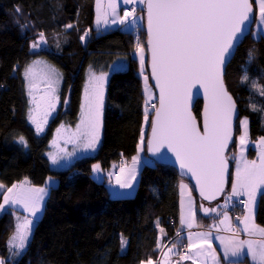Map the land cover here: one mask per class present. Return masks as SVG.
I'll return each instance as SVG.
<instances>
[{
  "label": "trees",
  "instance_id": "trees-1",
  "mask_svg": "<svg viewBox=\"0 0 264 264\" xmlns=\"http://www.w3.org/2000/svg\"><path fill=\"white\" fill-rule=\"evenodd\" d=\"M94 2L0 0V182L10 187L28 177L32 184L40 186L51 175L60 179L50 191L26 251L10 264H141L149 258L157 260L160 228L167 234L163 237L165 244L174 241L180 228L182 181L190 184L197 199L198 224L208 226L218 220L220 209L217 213H203L200 210L203 200L193 184L170 165L153 160V164L144 165L136 193L131 197L111 198L105 182H98L92 176L93 163L99 162L104 170H108L113 163L128 161L137 153L145 115L142 78L134 54L136 30L111 29L98 34L92 28ZM17 6L22 10L20 14L15 11ZM254 7L257 12L255 1ZM142 8H137V13ZM70 23L74 27L66 29L65 25ZM25 24L43 32L51 41L56 35L63 36L59 48L32 52L30 44L35 36L28 27L21 28ZM87 29H91L90 36L83 43L80 36ZM136 29L142 34L140 43L145 46L149 75L145 15L144 25ZM48 45L53 47V44ZM250 50L253 51L251 60ZM37 56L54 64L63 76L59 87L61 104L40 136L35 134L34 126L27 119L29 107L22 75L25 64ZM118 61L123 65L112 69ZM14 66H19L16 71H13ZM91 68L109 72L103 103L102 141L96 153L78 160L71 168L53 169L47 153L55 130L61 124L74 126L77 123L86 75ZM245 74L249 78L246 82L242 80ZM225 82L237 103L239 118H248L250 140H258L264 136V112H254L250 105L264 106V97L254 92L252 86L253 82L264 86V37L256 39L250 34L242 41L227 67ZM202 105L199 100L195 107L199 120ZM149 129L148 124L146 141ZM239 134L237 122L234 140ZM21 135L27 139L28 148L18 143ZM145 151L148 155L147 148ZM255 152L250 148L249 156L254 157ZM233 153L238 154V147L232 144L227 153L232 166L229 185L236 162L231 159ZM116 173H119L118 168ZM236 208L232 211L238 213L240 210ZM255 220L264 226V196L261 193ZM13 230V215L1 214L0 257L9 259L8 238ZM121 234L128 239L123 252L120 249ZM242 264L249 263L243 260Z\"/></svg>",
  "mask_w": 264,
  "mask_h": 264
},
{
  "label": "snow or ice",
  "instance_id": "snow-or-ice-1",
  "mask_svg": "<svg viewBox=\"0 0 264 264\" xmlns=\"http://www.w3.org/2000/svg\"><path fill=\"white\" fill-rule=\"evenodd\" d=\"M258 5L257 13L254 12V0H96V20L98 30L103 27L124 26L135 28L137 22L143 19L144 12L147 14V45L150 53L151 76L155 80V87L159 89L155 99L159 103L151 105L154 113L149 122V101L153 99L151 88L147 87L149 77H143L148 92L145 100L144 121L149 124L151 135L145 140L141 132L138 143V155L131 157V167L127 162L120 165L113 164V168L119 169L115 184L121 189H131L133 182L137 180L141 158L139 153L145 149L158 159H169L178 162L181 169L187 170L196 178L200 194L207 200H215L218 195H224V204L216 207L206 208L201 206L205 214L217 213L219 225H224L229 232L247 233L248 239H240L238 235L213 236L211 229L217 228V224L209 225L206 232L192 233L182 232L191 229L196 220V209L194 208L191 194L185 210L184 201L181 200L180 225L176 231L174 241H170L171 247L168 253L179 255L180 260H193L199 264L196 257H202L205 264H242L241 257H250L254 264H264V226L255 222V194L261 189L264 196V136L258 140L249 139V121L247 117L239 118L237 104L229 93L224 82V67L233 55L238 44L247 34L259 39L264 37V0H255ZM145 5L140 13L135 7L129 10L125 8L123 15L118 9L124 5ZM17 14L21 9L17 6ZM18 23V22H17ZM255 24V31L251 26ZM28 25H21L27 28ZM73 24H66V29L73 28ZM91 29L84 31L80 40L85 42ZM47 45L43 32L38 33V39L30 44V50H38ZM59 48V45L56 46ZM138 53L141 71L145 64V46L137 42L134 46V54ZM249 59L253 58L250 50ZM40 66L39 71H37ZM19 66H14L16 71ZM91 67V66H90ZM115 67V66H114ZM22 75L26 78L31 104L28 110V121L34 126V132L40 136L45 132V127L50 118L56 113V103L59 97L47 94L37 100L33 89L37 87L36 80L42 79L46 82L52 93L56 92L63 78L62 73L55 67L42 64L39 60H33L23 67ZM107 73L100 72L97 75L91 72L88 84L84 89V101L81 104L80 120L76 126L69 143H74L72 151L60 149L62 155L49 152L52 165H59L64 158L75 157L78 150L85 152L95 151L101 140L103 128V92ZM245 74L243 81H248ZM203 93H201V87ZM261 97H264V86L252 83ZM194 90V91H193ZM204 95L206 103L202 113L203 122L198 124L193 115L191 105L194 97ZM67 104V100L64 101ZM254 112H264V106L250 105ZM238 122L240 134L233 139V121ZM65 128L61 125L56 129L57 135ZM55 143V141H53ZM18 143L28 148V141L24 136L18 137ZM238 147L239 152L233 153L231 159L236 161L234 179L231 183V191L225 193L228 184L229 159L226 155L230 151L229 145ZM258 147V159H248L245 156L249 146ZM123 156V154H121ZM97 179L102 180L104 170L99 163L92 166ZM120 174L124 175L122 180ZM113 173L108 172L107 177L111 182ZM54 181L49 178L45 186L39 187L25 177L23 180L13 183L7 187L0 182L3 189V202L0 203V214H14L23 210L26 215L16 216L14 231L8 238V251L11 257H19L26 251L36 221L44 210L45 198L49 195V188ZM187 185H181L183 190ZM247 196L246 200H239L247 211L243 217H235L238 225L233 229L229 216L228 205L234 198ZM235 206V205H233ZM159 227V221H157ZM162 236H166L163 228H160ZM194 237L196 239H194ZM213 238L218 239L223 246V252L218 253L213 247ZM185 239L187 243H185ZM198 241V242H197ZM128 239L121 234L120 249L125 251ZM162 247L160 238L157 240L156 249ZM181 249H184L181 254ZM197 249L189 255L188 250ZM221 257L224 259L222 260ZM0 264H10V260L0 257ZM145 264V261H141ZM146 264H161L149 258ZM162 264H170L165 253Z\"/></svg>",
  "mask_w": 264,
  "mask_h": 264
},
{
  "label": "rangeland",
  "instance_id": "rangeland-1",
  "mask_svg": "<svg viewBox=\"0 0 264 264\" xmlns=\"http://www.w3.org/2000/svg\"><path fill=\"white\" fill-rule=\"evenodd\" d=\"M255 1V0H254ZM106 3H107V0H104V6H106ZM256 3V2H255ZM144 5L143 4H139V3H137V4H135V5H124V4H121V6H120V8L118 9V11L120 12V15L122 16L123 15V11H124V9L125 8H128L129 10H130V8L131 7H135V8H141V7H143ZM256 6H257V18H258V5H257V3H256ZM94 11H95V15H94V22H93V29L94 30H96V32L98 33V34H101V33H103V32H106V31H108V30H111V29H121V30H123V31H135L136 30V28L140 25V26H143L144 25V16H143V19L142 20H139L138 22H137V25L135 26V28H131V27H124V26H115V25H113V26H110V27H107V28H103V27H101L99 30H98V28H97V25H96V23H95V20H96V0H95V2H94ZM141 11L139 10V12L138 13H140ZM28 29L30 30V32L35 36V40H37L38 39V31H36L35 30V28H33L32 26H29L28 25ZM255 31V24H254V30H253V32ZM89 36H90V33H89ZM89 36L88 37H86L85 38V42H86V40L89 38ZM61 37H63V36H60V35H56V36H54L53 37V39H52V41H51V39L50 40H48V39H46L47 40V45L45 46V47H43V48H41V49H38V50H35V51H33L32 50V52H34V53H40V51L41 50H44V49H47V48H49V49H52L53 51L54 50H57V47H56V45H59V44H61V40H63ZM46 38V37H45ZM34 40V41H35ZM85 42H83V43H85ZM48 43L49 44H53L52 46V48L48 45ZM55 47V48H54ZM39 51V52H38ZM55 55V54H54ZM138 56H139V54L138 53H136L135 54V57L137 58V60H138V65H139V68H138V73H139V75L141 76V78H142V87H143V93H144V105H145V100H147L148 99V92L146 91V85H145V81H144V79H143V77L145 76V75H147L148 77H149V75H148V73H147V71H146V64H147V59H146V52H145V64H144V69H143V72L141 71V67H140V62H139V58H138ZM33 60H39V61H41L42 62V64H48V65H51V66H53V67H55L57 70H59L54 64H52L50 61H48L47 59H44V58H42V57H39V56H37V57H33L32 59H30L26 64H29V63H31V61H33ZM25 64V65H26ZM123 65V63L121 62V61H118V62H116L115 64H113L112 65V69H117V68H119V67H121ZM115 66V67H114ZM39 68H40V66H38V68H37V71H39ZM91 72H95L97 75H99L100 74V72H104V71H100V70H95V69H89L88 70V72H87V75H86V80H85V85H84V89H85V87H86V85L88 84V79H89V75H90V73ZM105 73H107V74H109V72H105ZM107 78H108V75H107ZM107 78H106V82L104 83V92H103V100H104V97H105V90H106V84H107ZM61 83V82H60ZM36 85H37V87L35 88V89H33V94L36 96V98H37V100H40V98H41V96H44L45 94H47V97L48 98H51L53 95H56V96H58L59 97V102L58 103H56V108L57 107H59L60 106V104H61V100H60V96H59V87H60V84L58 85V86H55L56 87V92L55 93H52L51 92V90L50 89H48V87H47V85H46V82L44 81V80H42V79H37L36 80ZM147 87L148 88H151V91H152V93L154 94L153 95V99H151L150 101H149V105H148V107H149V113H148V116H149V122H150V119H151V116H152V114H153V112L151 111V105L152 104H155L156 105V103H157V100L155 99V95H156V92H155V90H154V88H153V86H152V84H151V82H150V78L148 79V81H147ZM24 88H25V95H26V102H27V105H28V107L30 108V107H33V105L31 104V98L27 95V92H28V88H27V82H26V78L24 77ZM253 90H254V92H258L255 88H253ZM83 101H84V90H83V96H82V103H83ZM58 110V109H57ZM81 111V110H80ZM56 115V113L54 114V116ZM52 118H50L49 119V121L51 120ZM79 120H80V115H79V119H78V121H77V123L74 125V126H72V125H67V124H63V125H65V128L64 129H62L61 130V132L59 133V135H57V133H56V130H55V134H54V136H53V139H52V141H51V145H50V148H49V150H48V153L49 152H51V153H53V154H59V155H62V153L60 152V149H64V150H66V151H72V149L74 148V147H77V145L76 144H74V143H69L68 141H69V139L70 138H72V136H73V133H75V131H76V126H77V124L79 123ZM62 125V124H61ZM60 125V126H61ZM147 125L148 124H146L145 123V121L143 122V127H142V132L144 133V136H146V129H147ZM60 126L58 127V128H60ZM102 130H103V128H102ZM102 130H101V140H100V143H101V141H102V137H103V135H102ZM249 139H250V137H249ZM53 141H55V143L53 142ZM100 143H99V145H98V147L100 146ZM98 147L96 148V150L95 151H89V152H85V151H82V150H78L77 151V154H76V156L75 157H71V158H64V159H62L61 160V163L59 164V165H52L51 164V166H52V168L53 169H57V170H67V169H69V168H71L78 160H80V159H82V158H84V157H87V156H90V155H92V154H94V153H96V151H97V149H98ZM250 148H253L256 152H255V154L256 153H258V155H259V148L258 147H252L251 145L248 147V149H247V151L245 152V156L247 157V155H248V153H249V149ZM239 152V151H238ZM47 153V154H48ZM136 155H138V150H137V153L134 155V156H136ZM48 156V155H47ZM139 157L141 158V164L139 165V171H138V175H137V180L135 181V182H133V187L131 188V189H121V188H119L118 186H116V184H115V180H116V175H117V173H116V169L118 168H113L112 167V165L113 164H116V165H120L121 163H123V162H127V167H131V159L130 160H123V162H121L120 164L119 163H113L111 166H110V168L108 169V170H104L103 168V170H104V172L101 174L102 176H103V179L102 180H100V179H97V175L93 172V168H92V171H91V174H92V176L94 177V179L95 180H97L98 182H105V184H106V186H107V189H108V192H109V196L111 197V198H123V197H131V196H133V195H135V193H136V190H137V187H138V184H139V179H140V173H141V169H142V167L144 166V165H146V164H153L154 162H152V159L151 158H149L148 157V155H146V151H144V152H141V153H139ZM48 158H49V156H48ZM248 158V157H247ZM257 159V158H256ZM50 160V159H49ZM51 163V162H50ZM97 163H99V162H95V163H93L92 164V166L94 165V164H97ZM100 164V163H99ZM101 165V164H100ZM84 169V168H83ZM108 172H112L113 173V175H112V178H111V182H109V179H108V177H107V173ZM119 174V173H118ZM66 177V176H65ZM120 177H121V179L123 180L124 179V175L123 174H120ZM49 178H51L52 179V181H54V183L52 184V186L49 188V195H50V191H51V189L52 188H54V187H56L57 185H58V183H59V181H60V179L58 178V177H56V176H53V175H51V176H49L48 178H47V180L49 179ZM46 180V181H47ZM45 181V182H46ZM43 186H45V183L43 184V185H40L39 187H43ZM11 187V186H10ZM227 191V190H226ZM229 192L231 191V184L229 185V190H228ZM4 192V190L3 189H0V194L1 193H3ZM228 192V193H229ZM49 195L45 198V204H44V210H45V207H46V202H47V199H48V197H49ZM2 197H3V194H2ZM224 199H225V197L223 196L219 201H216V203L214 202V203H210V204H212V205H214L215 204V206H217L218 204L219 205H221V206H223V204H224ZM238 199L239 198H234L233 199V201H232V203L231 204H229L228 205V213H229V216L231 217V212H230V210L232 209V207H233V205H235V203L236 202H238ZM2 202H3V200H2ZM1 202V203H2ZM201 206H203V207H206V208H209V203H206V202H204V201H201ZM256 205H257V202H255V207H254V214L256 213ZM200 206V207H201ZM236 206V205H235ZM234 206V207H235ZM233 207V208H234ZM44 210L42 211V213L40 214V218L42 217V215H43V213H44ZM246 211H247V209H245V212H244V214L242 215V216H244L245 214H246ZM240 213V212H239ZM1 215V214H0ZM13 215V221H14V224L16 223V221H15V217L16 216H23V215H26V213L25 212H23V210H21V211H19V212H16V213H14V214H12ZM241 216V217H242ZM40 218L36 221V224H37V222L40 220ZM232 222V221H231ZM36 226V225H35ZM35 229V228H34ZM14 231V230H13ZM169 247H171V245L169 246ZM167 247H166V245L165 246H163V249H162V251H161V257H163V255H164V250L166 249ZM166 253H167V258L170 256V255H173L174 253H168L167 251H166ZM13 258H15V257H11L10 255H9V260H10V262L13 260ZM164 258H165V256H164ZM158 261H160V259H158ZM11 263H14V262H11ZM182 264H194V262L193 261H183L182 262Z\"/></svg>",
  "mask_w": 264,
  "mask_h": 264
},
{
  "label": "crops",
  "instance_id": "crops-1",
  "mask_svg": "<svg viewBox=\"0 0 264 264\" xmlns=\"http://www.w3.org/2000/svg\"><path fill=\"white\" fill-rule=\"evenodd\" d=\"M103 103H104V100H103ZM57 109H58V107L56 108V112H57ZM238 151H239V149H238ZM247 157H248V159H256V158L258 159V153H256L254 157H250V156H249V153H248ZM235 170H236V162H235L234 167H233L232 181H233V179H234ZM231 183H232V182H231ZM182 184L188 186L186 189L183 190V195H182V190H181V185H182ZM189 192H190V194H191V198H192V201H193L194 208L196 209V220H195V223H194V225H193V227H192L191 229H184V230H183V232H182V236H183L184 232H188V231H190V232H192V233H200V232H206V231L209 230V225H208V226H206V225L201 226V225L198 224V221H197V199H196L195 195L193 194V191H192V189H191L190 184H189L188 182H185V181H182V182L180 183V214H181V210H182L181 200L183 199V201H184V206H185V210H186V208H187V202H188V199H189ZM261 192H262L261 189H257L256 194H255V197H256L255 202H258V196H259V194H260ZM246 199H247V196L239 197L238 202L235 203V205L237 206L236 210H237V211L240 210L241 212L238 211V213H235L234 211H232V209L230 210V212H231V217H233L232 222H231L233 229H235V228L237 227V225H238V222L236 221L235 217H237V216H240V217H241V216L244 214L245 209H246V207H245L243 204L239 203V200H246ZM209 205H210L209 208L216 207L215 204H214V205L209 204ZM233 207H234V206H233ZM233 207H232V208H233ZM200 208H201V207H200ZM256 209H257V205H256ZM239 212H240V213H239ZM255 215H256V213H255ZM242 217H243V216H242ZM255 222H256V220H255ZM214 223L217 224V228H213V229H211V231L213 232V236H214V237H215L216 235L225 236V237L230 236V235H238V237H239L240 239H248V238H249L248 235H247V233H244V232H242V231L239 232V233H235V232H229V231H227V230L225 229V226H224V225H219L218 220L215 221ZM256 223H257V222H256ZM212 224H213V223H212ZM257 224H258V223H257ZM258 225H259V224H258ZM180 228H181V225H180ZM180 228H179V229H180ZM163 237H164V236H162V234L159 233V237H158V238H160V242H161L162 247H161V249H160V255H159V258H158V259H160L161 264H162V262H163V260H164V256H165V253H166V251H167V248L171 245V243H166V244H165V242H164V240H163V239H164ZM194 239H196V238L194 237ZM170 241H171V240H170ZM184 242H187V240L185 239ZM197 242H198V241H197ZM212 244H213V247L215 248V250H216L218 253H222V252H223V246L221 245V243H220V241H219L218 239L213 238V240H212ZM165 245H166L167 248L164 250V255H163V257H161V256H162V255H161V254H162L161 251H162V249H163V246H165ZM191 250H192V253H193V254L197 251V249H191ZM17 259H18V257H15V258H13L12 261L14 262V261L17 260ZM158 259H157V260H153V261H158ZM221 259L223 260L224 258L221 257ZM239 259H240L241 261L246 260L249 264H254V262L251 261L250 257H241V258H239ZM168 260L170 261V264H182L183 261H187V262H188V260H180V258L177 257V255H176L175 253H174L173 255H170V256L168 257ZM196 261H198L199 264H205V261L202 259V257H196ZM146 262H147V261H145V264H146ZM189 262H190V261H189ZM193 262H194V261H193Z\"/></svg>",
  "mask_w": 264,
  "mask_h": 264
},
{
  "label": "water",
  "instance_id": "water-1",
  "mask_svg": "<svg viewBox=\"0 0 264 264\" xmlns=\"http://www.w3.org/2000/svg\"><path fill=\"white\" fill-rule=\"evenodd\" d=\"M142 9H145V5L143 6ZM254 12H255V7H254ZM144 15H145V31H146V35H147V14H146V10H145V12H144ZM253 26H254V24L251 26V31H252ZM249 35H250V34H247L246 37L249 36ZM246 37H245V38H246ZM147 38H148V36H147ZM245 38H244V39H245ZM244 39H243V40H244ZM243 40H242V41H243ZM241 43H242V42H241ZM241 43H240V44H241ZM240 44H238L237 48H236V49L234 50V52H233V55L229 58L228 63H227V64L225 65V67H224V82H225V74H226L227 67H228V65L231 63L232 59L234 58V56H235V54H236V51H237L238 47L240 46ZM147 52H148V45H147ZM148 71H149L150 82H151V84H152V86H153V88H154V90H155V92H156V95H157L158 92H159V89L155 87V80H154V78H153V77L151 76V74H150V73H151V63H150V53H149V52H148ZM225 85H226V82H225ZM197 87H201V93H203V87L200 86V85H197ZM226 87H227V85H226ZM227 89H228V88H227ZM193 91H194V90H193ZM228 91H229V90H228ZM229 93H230V92H229ZM230 94H231V93H230ZM231 95H232V94H231ZM232 97H233V96H232ZM233 99L235 100L234 97H233ZM199 100H201L202 103H203V105H202V111H201V120L198 119V117H197V115H196V113H195V107H196V104H197V102H198ZM205 103H206V98H205V96H204L203 94L200 95V96L194 97V99H193V101H192L191 110H192L193 115L196 117L198 124H202V122H203V116H202V113H203V110H204ZM236 104H237V103H236ZM156 107H157V108L159 107V103H158V101H157V103H156ZM237 112H238V107H237ZM153 116H154V113L152 114L151 120H152ZM236 123H237V121L234 120V121H233V139L235 138V133H236ZM150 135H151V129H149L148 138L150 137ZM231 146H232V144L229 145V149H230ZM227 153H228V152H227ZM227 153H226V155H227ZM148 156H149L154 162H156V163H160V164H164V165H170V166L174 167L182 177H184L186 180H188L189 182H191V183L193 184L194 189H195L197 195H198V196L200 197V199L203 200L204 202H206V203H214V202H216V201H219V200L223 197V195H218L217 198H216L215 200H207V199H205V198L200 194L199 185H197V183H196V178H195L194 176H192L191 173H188L187 170H185V169H181V168L179 167L178 162H174L173 160H169V159H158L157 157L153 156V154H152L151 152H149V151H148ZM231 170H232V166H231V163H230V161H229V177H228V184L225 186V192H226V190L229 188V178H230Z\"/></svg>",
  "mask_w": 264,
  "mask_h": 264
},
{
  "label": "built area",
  "instance_id": "built-area-1",
  "mask_svg": "<svg viewBox=\"0 0 264 264\" xmlns=\"http://www.w3.org/2000/svg\"><path fill=\"white\" fill-rule=\"evenodd\" d=\"M131 8H133V7H131ZM131 8H130V10H131ZM136 10H137V8H136ZM141 37H142L141 31L138 30V29H136V31H135V33H134V38H135L136 43H137V42H140ZM186 243H187V242H186ZM183 252H184V249H183ZM183 252H182V253H183ZM188 253H189V255H192V254H193V253H192V250H188Z\"/></svg>",
  "mask_w": 264,
  "mask_h": 264
}]
</instances>
